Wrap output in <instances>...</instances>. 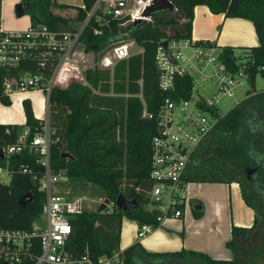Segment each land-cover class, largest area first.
Masks as SVG:
<instances>
[{
    "label": "trees",
    "instance_id": "1",
    "mask_svg": "<svg viewBox=\"0 0 264 264\" xmlns=\"http://www.w3.org/2000/svg\"><path fill=\"white\" fill-rule=\"evenodd\" d=\"M81 1L83 8L61 5L57 0H21V4L29 26H43L62 33L77 30L97 0ZM168 1L175 11L156 12L151 21L127 27H121L123 21L117 20L104 24L102 7L97 10L101 24L93 16L80 37L86 52L99 53L127 34L142 53L117 62L112 71L88 69L84 74L88 86L80 85L76 72L68 67L63 75L68 84H59L49 98V126L53 137L59 139L50 148L51 173L66 177L68 184L90 187L94 196L113 204L121 194L138 204L128 212H121L113 205L110 210L97 209L71 216V234L65 250L75 257L87 252L92 258H99L119 251L123 219L157 227L159 210L145 209L153 186L149 177L150 141L156 121L142 117L143 105L136 95L141 81L146 111L156 115L166 97L157 86L156 47L161 41L192 38L196 6L253 25L258 45L241 48L237 56L233 49L223 48L222 60L233 71L244 68L252 90L257 77L264 79V0ZM73 9L69 17L58 12ZM94 29L101 34L95 35ZM177 82L176 92L186 98L192 83L188 79ZM174 94L170 97L175 98ZM0 103L11 104L1 96ZM22 107L23 125L0 124V152L15 144L26 128L29 129L27 145L40 133L42 120L34 116L30 100L24 99ZM36 160L29 148L9 158V181L0 183V229L30 232L39 218L45 194L38 191L32 176H43L45 169ZM5 162L0 157V167ZM183 179L187 183L238 184L242 200L254 212V219L251 227H232L231 239L226 244L231 259L214 260L185 250L147 253L135 245L122 251L124 264H264V92L254 95L248 92L245 100L217 118L213 131L193 152ZM27 194L31 200L21 206L19 201ZM193 212L199 217V207Z\"/></svg>",
    "mask_w": 264,
    "mask_h": 264
},
{
    "label": "built area",
    "instance_id": "2",
    "mask_svg": "<svg viewBox=\"0 0 264 264\" xmlns=\"http://www.w3.org/2000/svg\"><path fill=\"white\" fill-rule=\"evenodd\" d=\"M152 1L97 0L85 22L75 31L55 33L43 26H29L24 31L6 32L0 28V96L9 101L15 96L31 93H41L45 97V119L40 133L27 145L29 129L26 128L15 144L1 150L6 162L0 167V183L9 181V158L25 148L36 155V162L45 173L40 177L32 176V180L37 183L38 191L45 194V201L30 232L0 229V264H124L120 250L99 258H92L87 252L75 257L65 250L71 234L69 219L86 211L85 198H70L57 191L59 184L67 179L50 171V148L59 139L53 137L54 132L49 126V98L59 84H68L67 79L63 80L68 67L76 72L80 85L88 86L84 77L88 69L113 70L117 62L142 53V49L130 52L129 47L135 43L127 38V34L101 51L111 48L100 60L98 54L101 52H86L80 37L93 16L96 15V22L101 24L97 10L102 7L104 24L117 20L123 21L121 27H127L132 23L151 21L142 14ZM94 34L101 32L94 29ZM79 45H83V50L78 49ZM90 53L94 56L93 62L87 58ZM222 53L215 43L192 38L161 41L156 47L157 86L166 97L156 115L148 113L144 104L142 117L156 121V131L150 141L149 177L153 186L145 209L159 210L157 227L167 219L183 217L190 205L189 183L183 178L191 156L213 131L217 118L223 115L218 110L220 103L230 100L231 108L237 106L240 101L236 99V91L249 84L246 70H231L222 60ZM178 79H188L192 83L186 98L179 97L176 92ZM181 85L184 89V82ZM139 86L136 97L142 102L141 81ZM173 94L175 98L170 97ZM103 201L98 199L100 205ZM113 205L111 203L107 209ZM154 229L150 224H139L137 240L147 238Z\"/></svg>",
    "mask_w": 264,
    "mask_h": 264
},
{
    "label": "crops",
    "instance_id": "3",
    "mask_svg": "<svg viewBox=\"0 0 264 264\" xmlns=\"http://www.w3.org/2000/svg\"><path fill=\"white\" fill-rule=\"evenodd\" d=\"M17 2L10 0L8 4ZM192 39L213 42L219 48H231L237 54L241 53V48L258 45L255 29L249 21L214 15L205 6H196L193 10ZM187 196L190 205L182 218L165 220L141 241L136 238L138 224L134 221L135 236L126 238L123 223L131 220L123 219L119 250L139 245L147 253L185 250L205 254L214 260H230L231 252L226 244L231 239L232 227H251L254 219V212L242 200L238 184L189 183ZM198 207L200 215L195 217L193 210Z\"/></svg>",
    "mask_w": 264,
    "mask_h": 264
},
{
    "label": "rangeland",
    "instance_id": "4",
    "mask_svg": "<svg viewBox=\"0 0 264 264\" xmlns=\"http://www.w3.org/2000/svg\"><path fill=\"white\" fill-rule=\"evenodd\" d=\"M10 0H0V28L6 32H18L24 31L29 28V18L27 15H23L22 17H18L15 13V6L21 4L20 0L16 4H8ZM58 4L61 5H69L73 8H81L82 1L81 0H57ZM73 9L58 11L60 14H63L66 17H69L74 13ZM54 12H56L54 10ZM127 40V38H126ZM131 53H136L138 49L136 45H132L129 47ZM237 56V52H234ZM112 71V70H111ZM248 92L252 94H258L264 92V79L257 77L255 83V89L252 90L249 84H245L243 87L239 88L236 91V99L242 101L247 97ZM28 98L30 100L33 114L38 119H45V97L41 93H33L28 95L27 97L23 96H15L10 99L11 104L9 106L2 105L0 103V122H5L9 124H17L23 125L24 123V115H23V107L22 101ZM144 99L141 102L144 107ZM146 108V107H145ZM231 108L230 100H223L218 106V110L225 114ZM49 116V114H48ZM60 194L69 196L70 198H85V210L89 212L96 211L99 208L100 203L98 202V197L93 195L92 188H81L76 184H68L62 183L59 184L58 190ZM150 198V195H148ZM112 207H109L110 210ZM123 231L126 238H133L135 232V223L132 221H126L123 223Z\"/></svg>",
    "mask_w": 264,
    "mask_h": 264
},
{
    "label": "water",
    "instance_id": "5",
    "mask_svg": "<svg viewBox=\"0 0 264 264\" xmlns=\"http://www.w3.org/2000/svg\"><path fill=\"white\" fill-rule=\"evenodd\" d=\"M163 10L175 11V8L168 0H153L152 4L144 10L142 16L144 18H151L154 13ZM15 13L18 17H22L24 15V7L22 4H18L15 6ZM166 45H167L166 43H163L164 47H166ZM78 49L83 50V45H79ZM110 49L111 48H108L106 51L99 53L98 59L100 60L104 56V54ZM87 58L90 62H93L94 56L92 53H90L88 54ZM0 157L3 158L2 152H0ZM63 157H67V155ZM30 200H31V196L27 194L21 198L19 204L21 206H25L27 203L30 202ZM110 204L111 202L109 200L104 199L103 203L99 206L98 210L102 212L106 210ZM114 205L121 212H128L138 207V204L134 200H129L122 194L118 196Z\"/></svg>",
    "mask_w": 264,
    "mask_h": 264
}]
</instances>
